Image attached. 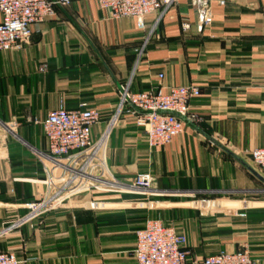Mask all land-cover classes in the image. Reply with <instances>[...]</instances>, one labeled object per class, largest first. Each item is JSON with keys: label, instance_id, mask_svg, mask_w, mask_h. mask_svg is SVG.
Returning a JSON list of instances; mask_svg holds the SVG:
<instances>
[{"label": "crops", "instance_id": "crops-1", "mask_svg": "<svg viewBox=\"0 0 264 264\" xmlns=\"http://www.w3.org/2000/svg\"><path fill=\"white\" fill-rule=\"evenodd\" d=\"M223 1L211 2V23L199 31L194 0L147 17L144 30L97 0H70L32 25L21 50L0 52V252L21 264H136L135 233L155 218L185 236L191 257L247 247L262 264L264 182L255 174L264 173L246 152L264 147V0ZM125 84L132 93L196 86L190 114L200 121H185L170 144L150 150L122 116L104 157L124 187L92 190L12 228L45 190L47 113L97 110L96 140ZM147 172L150 191L125 187Z\"/></svg>", "mask_w": 264, "mask_h": 264}, {"label": "built area", "instance_id": "built-area-1", "mask_svg": "<svg viewBox=\"0 0 264 264\" xmlns=\"http://www.w3.org/2000/svg\"><path fill=\"white\" fill-rule=\"evenodd\" d=\"M100 8L112 18H133L138 30H144L145 19L164 13L176 0H97ZM194 0L197 28L202 30L212 20L211 2ZM70 0H0V52L21 50L29 43L32 25L52 19L56 8L67 6ZM223 4V0H219ZM189 29V24H182ZM146 41V40H145ZM145 43V42H144ZM144 45L138 50L143 52ZM162 78L163 75H159ZM200 95L196 86L156 87L132 93L128 84L121 86L115 112L99 138L92 140L91 128L100 121L95 109L59 108L49 111L41 122L47 143L49 163L43 180L44 193L36 202L27 205V214L12 223L16 228L24 223L63 208L66 203L92 190H116L118 180L105 163L107 138L122 117H128L144 134L148 149L165 146L179 135L185 121L198 122L190 114L192 100ZM251 162L264 173V147L246 152ZM154 177L138 173L132 186L151 190ZM130 255L136 264H259L247 247L236 252H219L201 259L189 256L186 238L172 224L160 219L146 220L136 233ZM0 264H21L14 253L0 252ZM264 264V261L262 262Z\"/></svg>", "mask_w": 264, "mask_h": 264}, {"label": "water", "instance_id": "water-1", "mask_svg": "<svg viewBox=\"0 0 264 264\" xmlns=\"http://www.w3.org/2000/svg\"><path fill=\"white\" fill-rule=\"evenodd\" d=\"M255 175L264 182V179H262L261 177H259L257 174H255ZM117 187L118 188L124 187V184L118 183ZM125 187L131 188V189H134V190H137V191H144V190L139 189V188H136V187H134L132 185L125 184ZM146 191H150V190H146Z\"/></svg>", "mask_w": 264, "mask_h": 264}]
</instances>
